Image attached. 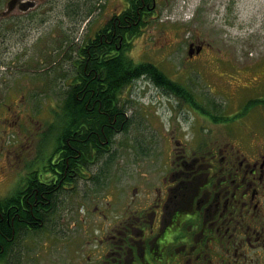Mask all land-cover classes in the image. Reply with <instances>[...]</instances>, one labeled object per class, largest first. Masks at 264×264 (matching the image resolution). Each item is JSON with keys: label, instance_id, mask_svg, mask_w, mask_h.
Segmentation results:
<instances>
[{"label": "rangeland", "instance_id": "obj_1", "mask_svg": "<svg viewBox=\"0 0 264 264\" xmlns=\"http://www.w3.org/2000/svg\"><path fill=\"white\" fill-rule=\"evenodd\" d=\"M102 1L105 7L101 11L96 9L92 17L82 22L79 18L85 13L87 0H46L43 7L49 8L46 15L39 13L33 14L32 19L25 16L6 21L0 18L1 203L16 194L25 173L16 170L23 165V158L14 150L24 152L22 157L26 160L33 153L42 160L51 151L52 146L41 144L39 132H34L35 139L27 134L26 142L25 135L18 131V122L27 119L33 121L34 130L45 129H41L45 123L38 120L49 121L47 103L59 101V97L62 100L63 95L50 90L49 85L54 84L52 77H56L58 86H64V76L72 73L68 54L74 50L70 51L68 39L77 48L81 33L89 24L99 27L105 16L124 7L121 0ZM0 8H6L2 0ZM73 10L80 16L73 14ZM43 17L46 19L41 22ZM191 41L205 46L200 52L193 49L188 54ZM127 54L135 62L145 60L156 65L167 77L191 88L200 100L211 99V107L217 105L225 110L231 106L229 91L236 88L237 102L247 100V108L238 116L264 131V0H160L153 18L130 39ZM48 70L50 84L33 78V73L40 76ZM38 86L49 91L52 100ZM34 92L38 98L32 95ZM118 98L126 126L114 133L109 151L89 167L92 172L89 176L102 178L93 180L73 174L71 188L57 191L52 216L55 224L47 222L46 227L32 234L28 232L21 241L20 264H66V260L79 264V238L81 232L88 231L87 227L84 229L85 222L91 227L103 214L101 208L106 202L109 201L111 209L116 206L113 201H122L121 193L128 199L132 186L144 182L142 173H149L150 160L155 159L158 165L160 152L167 151L168 138L182 134L187 137L194 123L198 126L202 122L214 129L212 118L195 117L186 103L179 107L180 100L174 94L145 75L126 85ZM257 102L260 105H255ZM29 121L24 126L30 125ZM8 149L12 151L8 153ZM100 168L102 174H98ZM83 212L85 221H81ZM93 227L97 229L99 225ZM85 235L91 240L89 231Z\"/></svg>", "mask_w": 264, "mask_h": 264}, {"label": "flooded vegetation", "instance_id": "obj_2", "mask_svg": "<svg viewBox=\"0 0 264 264\" xmlns=\"http://www.w3.org/2000/svg\"><path fill=\"white\" fill-rule=\"evenodd\" d=\"M45 1L2 0L6 8H0V13L4 14L0 18L6 21L21 20L39 13L46 15L49 8L43 10ZM158 1L142 0L140 7L147 10L144 9L138 19L142 20L143 26L156 13ZM115 10L102 19L101 25L112 19L113 23L117 21L115 26L119 29L125 27L120 24L122 10ZM123 19L126 20L127 15H123ZM115 32L114 28L113 35ZM96 33L100 38L105 35L101 29L97 32L86 30L84 38H94ZM117 37L119 49L122 36L117 32ZM193 48H198L197 42L192 43ZM246 104L233 103L227 109L219 110L216 115L219 118L211 119L214 129L202 122L198 126L194 123L187 137L185 134L170 136L165 143L167 151L160 152L158 165H155V159L150 160L149 173H142L144 182L132 186L128 199L121 193L122 201H113L117 207L110 209L108 201L101 208L103 214L91 227L85 222L84 229L88 228L92 238L90 240L85 235L88 234L87 229L81 232L79 264H264V131L238 116L247 108ZM205 106L211 111V103ZM235 116L237 118H233ZM195 117L201 120L210 118L204 109H196ZM24 124L18 122V131L25 135L27 142L25 131L33 130V125L22 129ZM34 132H39L42 139V131L37 128ZM70 137L65 139L66 143ZM112 139L113 135L110 141ZM107 147L104 150L103 141L102 152L97 159L109 151V143ZM11 151L8 149V153ZM20 152L14 150L23 158V165L16 170L25 173L12 196L13 199L19 197L21 203L23 197L29 195L27 185L35 179L38 183L53 186L56 201L57 191L71 188L74 173L86 179L102 178L89 176L92 173L89 167L97 159L91 164L81 162L83 167L79 171L76 167L65 168L63 176H58L56 154L50 158L53 169L50 170L45 168L49 156L40 160L33 153V157L26 160L22 157L24 152ZM102 171L100 168L98 174ZM54 207L55 202L53 206L44 208L38 226L26 224L17 234L16 231L12 234L9 247L13 249H1L4 257L0 264H20L19 246L25 233L44 228L47 222L55 224L52 220ZM8 212L9 209L7 216ZM85 216L83 212L81 221H85ZM97 225V229L93 227ZM66 264H71V261L66 260Z\"/></svg>", "mask_w": 264, "mask_h": 264}, {"label": "trees", "instance_id": "obj_3", "mask_svg": "<svg viewBox=\"0 0 264 264\" xmlns=\"http://www.w3.org/2000/svg\"><path fill=\"white\" fill-rule=\"evenodd\" d=\"M97 1L99 0H87L88 6L84 7L85 13L80 16L78 11L73 10V14L76 13L80 16L79 21L81 22L97 8V5L99 8L101 7L100 3L96 5ZM124 3L127 5L120 12V24L125 25V27L119 29L118 26H115L117 21L113 23L110 19L95 30L97 32L101 29V32L105 33L103 37L100 38V35L96 33L94 38L83 39L75 49L74 45L71 44L72 42L69 43L71 45L70 51L71 49L72 52L74 50L75 54H71L70 68L72 73L69 76L66 74L65 80L63 79L65 89L63 85L58 86L57 82L55 83V76L52 77L54 84L49 85L47 78H49L50 70L43 72L40 76H38L39 73H33L34 79H41L42 84L49 83L48 85L52 88H49L50 90L54 93L59 91L63 94L60 95L62 100L59 97V101L47 103L48 118L53 117L56 125L52 127L53 131L47 133L44 130L42 132L44 145L50 144L49 147L52 146L51 151L49 150L50 153L45 155V157L49 156V159H46L48 163L45 164V168L52 169L49 163L50 158L56 154L55 158L58 162L56 167L60 171L58 176H63L64 173L62 172L65 168L76 167L79 171L83 167L82 163L91 164L102 152L101 143L104 141V150H106L114 130L126 126L124 111L120 103L118 104L117 95L126 85L141 75H145L166 91L172 92L179 99H184L190 105L198 107V103L193 98L192 90L186 85L171 80L151 62H135L126 53L130 47V39L141 32L143 22L138 17L147 8L140 7L142 0H125ZM123 15H127V21L123 19ZM114 28L116 30L115 35H113ZM117 32L122 36V44L119 49H117L119 40ZM68 55L70 56V54ZM38 88L41 89V86ZM44 89L43 87L40 92H44V96L51 99L49 91H44ZM35 93L32 95L38 98ZM48 129H50L49 125ZM69 136H71L70 141L68 140L66 143L65 139ZM52 138L54 139L52 140ZM107 140L108 143L105 142ZM27 186L26 192L29 195L23 197L22 203L19 201V197L16 199L9 198L4 203L0 202V259L4 257V251L1 249H13L12 246L9 247L12 234L15 231L17 234L18 230H21L26 224L38 226L39 218L44 214V208L53 206L55 202V192H53L52 185L38 183L35 179Z\"/></svg>", "mask_w": 264, "mask_h": 264}]
</instances>
